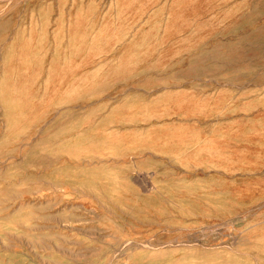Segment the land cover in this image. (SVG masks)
Returning a JSON list of instances; mask_svg holds the SVG:
<instances>
[{
  "label": "rangeland",
  "instance_id": "374dc122",
  "mask_svg": "<svg viewBox=\"0 0 264 264\" xmlns=\"http://www.w3.org/2000/svg\"><path fill=\"white\" fill-rule=\"evenodd\" d=\"M0 264H264V0H0Z\"/></svg>",
  "mask_w": 264,
  "mask_h": 264
}]
</instances>
